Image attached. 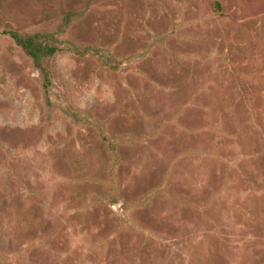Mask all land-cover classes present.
<instances>
[{
    "label": "rangeland",
    "instance_id": "rangeland-1",
    "mask_svg": "<svg viewBox=\"0 0 264 264\" xmlns=\"http://www.w3.org/2000/svg\"><path fill=\"white\" fill-rule=\"evenodd\" d=\"M0 264H264V0H0Z\"/></svg>",
    "mask_w": 264,
    "mask_h": 264
},
{
    "label": "trees",
    "instance_id": "trees-1",
    "mask_svg": "<svg viewBox=\"0 0 264 264\" xmlns=\"http://www.w3.org/2000/svg\"><path fill=\"white\" fill-rule=\"evenodd\" d=\"M8 34L17 48L29 58L33 65L42 73H45L47 62L60 51L55 44L54 37L49 34L34 33L22 36L13 31L8 32ZM49 83V76L46 74L44 84L45 90H47Z\"/></svg>",
    "mask_w": 264,
    "mask_h": 264
}]
</instances>
